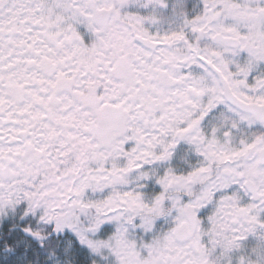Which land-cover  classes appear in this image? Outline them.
Wrapping results in <instances>:
<instances>
[{
  "label": "snow or ice",
  "instance_id": "snow-or-ice-1",
  "mask_svg": "<svg viewBox=\"0 0 264 264\" xmlns=\"http://www.w3.org/2000/svg\"><path fill=\"white\" fill-rule=\"evenodd\" d=\"M0 264H264V0H0Z\"/></svg>",
  "mask_w": 264,
  "mask_h": 264
}]
</instances>
